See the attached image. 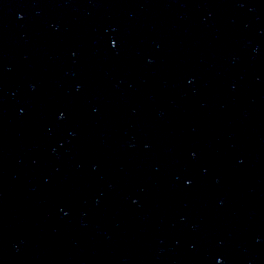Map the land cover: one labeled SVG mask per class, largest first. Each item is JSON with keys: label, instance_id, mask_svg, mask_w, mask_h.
Listing matches in <instances>:
<instances>
[{"label": "water", "instance_id": "water-1", "mask_svg": "<svg viewBox=\"0 0 264 264\" xmlns=\"http://www.w3.org/2000/svg\"><path fill=\"white\" fill-rule=\"evenodd\" d=\"M0 264H264V0H0Z\"/></svg>", "mask_w": 264, "mask_h": 264}, {"label": "snow or ice", "instance_id": "snow-or-ice-1", "mask_svg": "<svg viewBox=\"0 0 264 264\" xmlns=\"http://www.w3.org/2000/svg\"><path fill=\"white\" fill-rule=\"evenodd\" d=\"M112 44H113V46H115L117 44V41L113 40Z\"/></svg>", "mask_w": 264, "mask_h": 264}]
</instances>
